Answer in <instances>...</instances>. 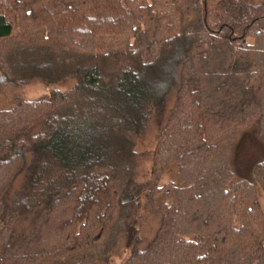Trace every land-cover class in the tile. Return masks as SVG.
Instances as JSON below:
<instances>
[{"label": "trees", "instance_id": "trees-1", "mask_svg": "<svg viewBox=\"0 0 264 264\" xmlns=\"http://www.w3.org/2000/svg\"><path fill=\"white\" fill-rule=\"evenodd\" d=\"M34 79L0 110V264H264L232 166L264 141V0H0V85Z\"/></svg>", "mask_w": 264, "mask_h": 264}, {"label": "rangeland", "instance_id": "rangeland-1", "mask_svg": "<svg viewBox=\"0 0 264 264\" xmlns=\"http://www.w3.org/2000/svg\"><path fill=\"white\" fill-rule=\"evenodd\" d=\"M71 80L57 84L64 90L72 86ZM50 87L47 86L41 79L31 80L25 85L3 84L0 85V110L11 108L18 98L28 100H37L49 94ZM158 134L157 124L153 121L148 126L146 133L140 138L137 145V172L139 180L149 178V168L152 161L153 150L156 146ZM264 160V141L256 129L248 130L243 134L237 142L235 151L232 157V166L235 173V178L238 180H249L257 185L258 196L264 211V192L257 184L254 176V167L257 163ZM173 174H168L161 180V185L172 180ZM151 221V219H150ZM149 221V222H150ZM148 223V222H147ZM147 225V224H146ZM146 228H148L146 226ZM124 251L120 248L119 253ZM127 256L114 257V262L119 264Z\"/></svg>", "mask_w": 264, "mask_h": 264}]
</instances>
